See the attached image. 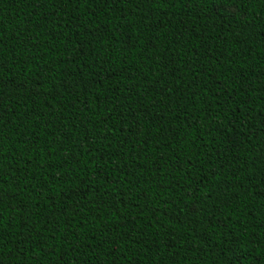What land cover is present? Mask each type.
<instances>
[{
    "label": "trees",
    "instance_id": "trees-1",
    "mask_svg": "<svg viewBox=\"0 0 264 264\" xmlns=\"http://www.w3.org/2000/svg\"><path fill=\"white\" fill-rule=\"evenodd\" d=\"M0 264H264V0H0Z\"/></svg>",
    "mask_w": 264,
    "mask_h": 264
},
{
    "label": "snow or ice",
    "instance_id": "snow-or-ice-1",
    "mask_svg": "<svg viewBox=\"0 0 264 264\" xmlns=\"http://www.w3.org/2000/svg\"><path fill=\"white\" fill-rule=\"evenodd\" d=\"M225 11H227V10H225ZM218 13H219V9L216 10V14H218Z\"/></svg>",
    "mask_w": 264,
    "mask_h": 264
}]
</instances>
